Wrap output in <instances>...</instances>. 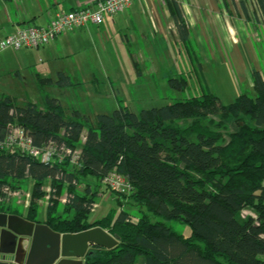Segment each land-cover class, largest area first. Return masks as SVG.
Returning <instances> with one entry per match:
<instances>
[{"label": "trees", "instance_id": "16d2710c", "mask_svg": "<svg viewBox=\"0 0 264 264\" xmlns=\"http://www.w3.org/2000/svg\"><path fill=\"white\" fill-rule=\"evenodd\" d=\"M255 1L264 22V0ZM175 19L187 41L189 28L180 11ZM188 77L171 78V86L185 89ZM252 79L255 96L241 93L228 104L202 87L199 96L139 112L119 105L93 120L79 110L69 115L49 93L42 104L28 100L23 105L15 96L0 94V141L15 124L37 146L52 141L81 151L80 166H74L69 160L45 163L0 146V197L4 186L19 188L31 179L27 219L39 221L38 202L49 186L44 223L62 233L95 226L108 230L118 244L93 247L85 264H264V68H253ZM38 83L75 84L64 72L55 79L39 77ZM111 171L127 180L129 192L104 183ZM90 177L97 180L95 187ZM101 184L120 207L90 221ZM65 190L64 204L51 203L54 194ZM124 202L138 207L137 212ZM246 205L255 216L242 215ZM170 221L188 226L191 234L185 236Z\"/></svg>", "mask_w": 264, "mask_h": 264}, {"label": "crops", "instance_id": "0c3cea01", "mask_svg": "<svg viewBox=\"0 0 264 264\" xmlns=\"http://www.w3.org/2000/svg\"><path fill=\"white\" fill-rule=\"evenodd\" d=\"M93 2L95 0H0V39L23 26L46 25L60 10H73ZM231 2L235 3L236 0H134L128 9L107 16L102 24H89L83 28L65 31L49 44L33 48V57L28 55L30 50L3 52L0 55L5 60L17 57L21 67L26 69L36 64L34 80L40 90L41 100L32 101L42 104L44 94H50L48 88L57 85L52 83L41 87L38 83L39 77L55 79L58 72H64L71 78L79 76L78 62L88 60L87 56L95 54L96 51L112 54V50L107 47L112 37L115 33L132 27L130 39L143 47L139 50H144L146 57L149 54L152 57L155 47L163 45L164 53L169 57L185 54L187 74L193 76L194 73L197 77L206 71L205 60L209 62L216 59L239 70L240 78L248 90L255 92L252 70L264 68V22L255 0L256 10L253 17L256 18V23L250 14L246 16L244 7ZM177 10L188 24L190 36L187 41L182 40L177 29ZM150 56L148 60L153 59ZM150 62L149 71L153 72L151 66L154 61ZM132 63L134 71L142 75L140 61L132 58ZM16 74L21 75L20 68ZM77 83L80 82L76 81L75 84ZM0 94L9 93L1 91ZM100 194L105 195L106 192ZM110 195L115 197L111 192ZM110 209L103 210L93 221L105 216ZM46 216L43 219L38 218L39 221L44 222ZM190 233L191 229L185 236Z\"/></svg>", "mask_w": 264, "mask_h": 264}, {"label": "rangeland", "instance_id": "374dc122", "mask_svg": "<svg viewBox=\"0 0 264 264\" xmlns=\"http://www.w3.org/2000/svg\"><path fill=\"white\" fill-rule=\"evenodd\" d=\"M236 4H240L243 7L241 0H236L233 3V5ZM244 4L248 14L255 21L256 18L253 17L256 10L254 0H244ZM255 23L253 22V25ZM132 31L133 28L131 27L115 33V36L112 37L111 42L107 46L108 49L112 50V54L96 51L95 54L87 56L88 60L78 62L80 65L77 75L79 76H74L72 79L74 82L78 81L80 83L69 87L60 88L52 86L48 88L50 95L58 97L63 105L67 107L69 115H72L74 110H79L93 120L97 113H112L119 105L128 106L131 110L139 112L144 108L159 107L176 100L199 96L203 92L202 87H209L226 104L234 101L242 93L240 91H245L249 95L255 96V92L248 90L240 78L239 70H236L232 66L228 67V64L216 59H211L209 62L205 60V73L201 74L199 72L198 77L194 73L193 76H189L188 86L185 89L179 90L174 88L171 86L170 79L180 77V72H183L182 75H187L188 73L185 54L179 53L176 56L169 57L164 53V46L157 45L152 57L149 54L150 58H153L151 60L154 61L151 66L154 71L150 72L151 60H148L149 56L146 57L143 49L142 52L139 50L143 47L137 42L131 41L130 35ZM125 36L129 38L126 39ZM8 49L0 50V53L30 50L28 51V55L29 57H33L31 53L35 52L33 48ZM3 57L0 55V92L6 91L9 94L17 96L20 105H23L29 99L40 101V90L34 80L36 64L33 63L35 66H30L26 69L21 67L17 57L14 56L13 59L7 60L3 59ZM132 58L140 61L141 68L143 69L142 75H138V72L134 71ZM18 68H20L21 75L16 74ZM179 123L185 125L183 121ZM85 134L86 130L83 133L82 140H84ZM88 180L92 183L93 187L98 183L94 177H90ZM32 186L33 181L28 179L19 187L22 192L20 197L11 199L9 204L0 201L4 204V211L2 212L24 217L27 214V208L30 206L26 207L27 195L30 191L29 204L32 200ZM84 186L85 184H80L78 188L84 190ZM105 187L104 184H101L99 187L106 194H99L97 197L96 207L89 216L90 221H93L105 209L120 207L119 203L114 199L115 197H111V190H105ZM45 190L47 191V186H45ZM66 194V190L61 194H54L51 203L57 200L60 204H64L65 201L63 199L66 197ZM50 199L48 200L44 196L39 200V219H43L46 216V209ZM124 206L137 212L138 207L135 205L124 202ZM60 210L62 212V209ZM242 215L255 216L256 214L250 205H246L242 210ZM169 223L177 230L182 231L184 235H188L190 232L187 226L174 221H170Z\"/></svg>", "mask_w": 264, "mask_h": 264}, {"label": "built area", "instance_id": "2783aa9c", "mask_svg": "<svg viewBox=\"0 0 264 264\" xmlns=\"http://www.w3.org/2000/svg\"><path fill=\"white\" fill-rule=\"evenodd\" d=\"M134 0H95L92 4L73 9L60 10L46 25H29L18 28L16 31L0 39V50L12 48L20 50L23 48H39L53 41L58 35L65 31L75 30L88 26L89 24H102L107 16H113L128 9ZM164 1V0H162ZM0 146L16 148L35 159L45 163H55L69 160L74 166H80V149H72L66 145L50 141L43 146L34 144L32 137L21 125L11 124L8 134L0 141ZM68 158V159H67ZM104 183L118 192H129L131 185L116 171H111L105 178ZM47 199H50L51 188L47 187ZM31 192V191H30ZM29 192V193H30ZM28 193L26 207L29 204ZM22 195L20 188L4 186L0 201L9 204L13 198ZM65 202L67 198L63 199ZM96 207L94 204L93 209ZM1 258V255H0Z\"/></svg>", "mask_w": 264, "mask_h": 264}, {"label": "water", "instance_id": "95a60500", "mask_svg": "<svg viewBox=\"0 0 264 264\" xmlns=\"http://www.w3.org/2000/svg\"><path fill=\"white\" fill-rule=\"evenodd\" d=\"M117 244L101 226L62 233L47 223L0 212V264H85L93 247L110 249Z\"/></svg>", "mask_w": 264, "mask_h": 264}]
</instances>
